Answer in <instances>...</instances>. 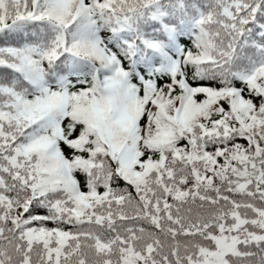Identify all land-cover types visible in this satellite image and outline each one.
<instances>
[{
    "label": "snow or ice",
    "instance_id": "6c2138e0",
    "mask_svg": "<svg viewBox=\"0 0 264 264\" xmlns=\"http://www.w3.org/2000/svg\"><path fill=\"white\" fill-rule=\"evenodd\" d=\"M0 264H264V0H0Z\"/></svg>",
    "mask_w": 264,
    "mask_h": 264
}]
</instances>
